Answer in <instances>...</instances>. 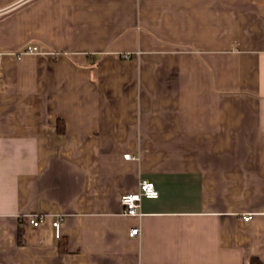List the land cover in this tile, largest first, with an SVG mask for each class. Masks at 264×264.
I'll return each instance as SVG.
<instances>
[{"label": "crops", "instance_id": "crops-1", "mask_svg": "<svg viewBox=\"0 0 264 264\" xmlns=\"http://www.w3.org/2000/svg\"><path fill=\"white\" fill-rule=\"evenodd\" d=\"M142 179L159 196L123 213ZM252 256L264 0H0V264Z\"/></svg>", "mask_w": 264, "mask_h": 264}, {"label": "built area", "instance_id": "built-area-1", "mask_svg": "<svg viewBox=\"0 0 264 264\" xmlns=\"http://www.w3.org/2000/svg\"><path fill=\"white\" fill-rule=\"evenodd\" d=\"M38 50V47L33 44H28L24 46L17 54L20 55L22 53H32L36 52ZM124 158H129L130 154L125 153L123 154ZM159 196V190L157 189L155 183L152 180L149 179H142L139 182V187L134 192H128L122 195L121 197V203L123 207V213L134 215V214H141L140 212V205L143 198H157ZM244 220H249L251 218V214H246L243 216ZM42 221V218L38 216H32L30 218V222L33 225H38ZM56 236L60 235V220H54L52 222ZM140 228L139 227H132L129 231V234L131 236L140 234Z\"/></svg>", "mask_w": 264, "mask_h": 264}, {"label": "trees", "instance_id": "trees-1", "mask_svg": "<svg viewBox=\"0 0 264 264\" xmlns=\"http://www.w3.org/2000/svg\"><path fill=\"white\" fill-rule=\"evenodd\" d=\"M249 264H263V262L258 257L252 256Z\"/></svg>", "mask_w": 264, "mask_h": 264}]
</instances>
